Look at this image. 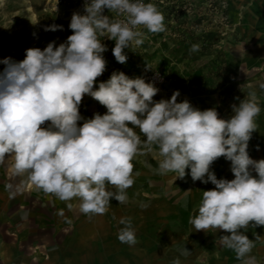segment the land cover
<instances>
[{
  "label": "clouds",
  "instance_id": "obj_1",
  "mask_svg": "<svg viewBox=\"0 0 264 264\" xmlns=\"http://www.w3.org/2000/svg\"><path fill=\"white\" fill-rule=\"evenodd\" d=\"M105 9L124 18L112 19ZM141 26L151 33L166 30L154 4L85 0L84 14L74 12L71 17L72 34L65 42H49L43 50L29 48L19 62L11 57L0 60L5 65L0 72V165L10 159L11 175H26L21 184L8 183L5 190L15 198L30 184L60 201L79 200L85 215H103L111 199L128 201L133 160L144 154L142 149H156L160 175L175 173L174 183L190 174L193 182L215 186L202 191L198 213L189 220L195 231L215 228L228 233L220 237L223 246L242 264H256L248 255L254 241L244 234L250 226H264V159L253 160L247 151L261 111L256 93L233 104V114L224 119L216 108L199 110L187 99L177 102L179 90L170 99L156 101L159 89L153 82L122 71H114L96 87L107 67V47L100 37L115 41L112 54L124 64V49L144 42ZM62 28L51 25L45 31ZM199 50V44H193L189 52ZM146 69L152 68L146 63ZM85 95L106 112L82 117ZM221 157L231 162L234 179H218L210 170ZM118 223L123 225L118 240L135 246L131 218L121 217Z\"/></svg>",
  "mask_w": 264,
  "mask_h": 264
},
{
  "label": "rangeland",
  "instance_id": "obj_2",
  "mask_svg": "<svg viewBox=\"0 0 264 264\" xmlns=\"http://www.w3.org/2000/svg\"><path fill=\"white\" fill-rule=\"evenodd\" d=\"M144 1L154 4L163 14L166 30L151 33L141 26L144 42L124 49L128 57L124 64L118 63L112 54L115 41L100 37L107 47L103 53L107 67L97 78L96 87L114 71H122L130 78L143 77L149 82H152L150 74L161 73L164 81L155 84L159 92L154 100L170 99L179 90L177 102L187 99L199 110L216 108L224 119L233 114V104L238 105L254 91L261 111L247 151L253 160L264 159V89L260 88L264 83V0ZM50 3L51 0H0V60L11 57L19 62L29 48L43 50L49 42L55 41L58 46L67 40L72 34L71 15L64 9L54 12ZM51 25L63 28L45 31ZM193 44H199L200 50L190 53ZM146 63L152 69H146ZM4 67L0 63V72ZM105 112V107L84 96L80 106L82 117L90 119L95 113ZM142 151L144 154L133 160L134 184L127 189L137 202L148 199L145 193L150 190L153 194L161 189L191 192L198 185H213L193 182L190 174L173 183L175 173H158L161 159L158 151ZM210 170L218 179H234L231 162L224 157L216 160ZM186 172L190 173V169Z\"/></svg>",
  "mask_w": 264,
  "mask_h": 264
},
{
  "label": "crops",
  "instance_id": "obj_3",
  "mask_svg": "<svg viewBox=\"0 0 264 264\" xmlns=\"http://www.w3.org/2000/svg\"><path fill=\"white\" fill-rule=\"evenodd\" d=\"M11 163L6 159L0 165V264H242L220 241L228 233L215 228L195 231L189 223L198 213L202 191L214 185H198L191 192L150 190L143 202L128 191L126 203L113 199L105 214L85 215L79 200L60 201L30 184L9 198L5 185L26 180V175H11ZM121 217L132 220L135 246L117 238ZM244 234L255 245L248 255L264 264V226H250Z\"/></svg>",
  "mask_w": 264,
  "mask_h": 264
},
{
  "label": "built area",
  "instance_id": "obj_4",
  "mask_svg": "<svg viewBox=\"0 0 264 264\" xmlns=\"http://www.w3.org/2000/svg\"><path fill=\"white\" fill-rule=\"evenodd\" d=\"M52 3H50V9L54 10V6L59 7L60 9L67 10L71 17L74 12L84 14V4L85 0H51ZM144 3H146L143 0ZM105 15H109L112 19H123L124 17L117 15L114 12H108L107 9H105L104 12ZM70 17V21H71ZM154 84H161L164 81V77L161 73H153L148 76Z\"/></svg>",
  "mask_w": 264,
  "mask_h": 264
},
{
  "label": "bare ground",
  "instance_id": "obj_5",
  "mask_svg": "<svg viewBox=\"0 0 264 264\" xmlns=\"http://www.w3.org/2000/svg\"><path fill=\"white\" fill-rule=\"evenodd\" d=\"M50 6V5H49ZM59 10H60V8L59 7H57V6H54V12H59Z\"/></svg>",
  "mask_w": 264,
  "mask_h": 264
},
{
  "label": "trees",
  "instance_id": "obj_6",
  "mask_svg": "<svg viewBox=\"0 0 264 264\" xmlns=\"http://www.w3.org/2000/svg\"><path fill=\"white\" fill-rule=\"evenodd\" d=\"M138 135L142 136V140L145 139L142 134H140L139 129H135Z\"/></svg>",
  "mask_w": 264,
  "mask_h": 264
}]
</instances>
